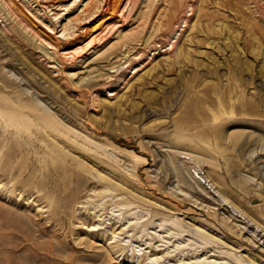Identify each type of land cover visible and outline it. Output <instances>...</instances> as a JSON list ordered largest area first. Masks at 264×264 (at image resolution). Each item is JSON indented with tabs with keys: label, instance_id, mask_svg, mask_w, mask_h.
<instances>
[{
	"label": "rangeland",
	"instance_id": "1",
	"mask_svg": "<svg viewBox=\"0 0 264 264\" xmlns=\"http://www.w3.org/2000/svg\"><path fill=\"white\" fill-rule=\"evenodd\" d=\"M0 264H264V0H0Z\"/></svg>",
	"mask_w": 264,
	"mask_h": 264
},
{
	"label": "bare ground",
	"instance_id": "2",
	"mask_svg": "<svg viewBox=\"0 0 264 264\" xmlns=\"http://www.w3.org/2000/svg\"><path fill=\"white\" fill-rule=\"evenodd\" d=\"M8 115V114H7ZM32 117V116H31ZM36 118V117H35ZM39 120V119H38ZM46 125V124H45ZM46 127V126H45ZM47 128V127H46Z\"/></svg>",
	"mask_w": 264,
	"mask_h": 264
}]
</instances>
